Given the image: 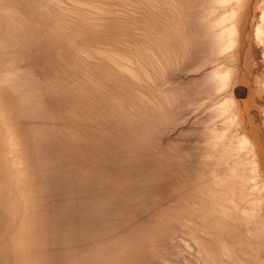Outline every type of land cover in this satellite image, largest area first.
<instances>
[{
	"label": "bare ground",
	"instance_id": "obj_1",
	"mask_svg": "<svg viewBox=\"0 0 264 264\" xmlns=\"http://www.w3.org/2000/svg\"><path fill=\"white\" fill-rule=\"evenodd\" d=\"M243 2L0 0V264L43 263L40 251L44 249L45 241L42 225L49 214L46 215L47 198L59 191L61 183L55 182V171L61 168L63 157H67L61 155L71 147L78 156L86 154L88 157L86 166L80 160L76 161V166L78 172L87 167L92 206L98 204L95 200L101 115L132 125L133 132L129 136L137 134L141 122L154 127L170 97L166 95L161 99L157 95L162 91H157L177 85L174 76L180 72L178 70L185 59L191 57L195 47L202 48L201 64L205 73L213 44L221 54L236 50L240 41L238 18ZM256 38L260 42L264 40V11L261 25L256 28ZM227 67H221L217 76L214 74L217 93L231 85ZM190 70L196 71L195 67ZM208 86L209 79L202 81L204 90L208 91ZM222 99L214 102V107H209L216 112L218 122L216 120L214 127L211 124L203 127L209 147L206 156L202 154L204 148H200L205 157H200L203 171L198 173L202 171L201 174L207 175L210 172L214 176L205 184L209 190L205 189L207 197L214 198L211 200L212 210L215 206L219 211L217 214L214 210V214L222 217L228 203H233L231 207L236 208L235 213L254 219L262 210L261 193L264 189L257 152L246 134L237 128L234 130L239 119L236 100L228 95ZM203 145L207 147L206 143ZM204 146L200 144V147ZM73 153L69 157L74 156ZM77 155L76 159L79 158ZM219 167L224 170L218 175ZM191 177L197 180L193 175ZM175 182L172 183L174 187L178 186ZM62 188L64 192L66 187ZM61 191L60 187V195L64 197ZM251 198L252 203L239 207L240 202ZM207 209L205 207L201 212L208 214ZM173 212L176 213L174 210L170 214ZM224 220L225 223L230 221ZM93 225L96 224L93 222ZM176 237L187 253H201L199 242L183 235ZM95 239L93 234V249ZM68 243L67 250L72 247V243ZM77 247L80 246L77 244ZM67 250L63 254L67 255ZM90 259L89 263H98L95 250L91 251Z\"/></svg>",
	"mask_w": 264,
	"mask_h": 264
},
{
	"label": "rangeland",
	"instance_id": "obj_2",
	"mask_svg": "<svg viewBox=\"0 0 264 264\" xmlns=\"http://www.w3.org/2000/svg\"><path fill=\"white\" fill-rule=\"evenodd\" d=\"M263 11L264 0H244L238 18L240 25L238 47L234 51L221 54L213 44L209 49V63L205 65L207 73L201 64L202 48L193 49L191 57L189 55L185 59L178 70L180 72L174 76L177 85H169L168 89L157 91H162L158 95L156 93L161 99H165L166 95L170 97L165 101L164 113L160 115L154 127L140 121L137 134L129 136L130 132H133L132 125L127 126L126 122L119 123L124 122L122 120L115 121V118L101 115L95 200V204L98 203L97 207L92 206L87 167L78 172L76 166L77 160L86 166L87 155L78 156L72 147L70 151L75 153L67 151L61 155L67 157H63L61 168L54 173L55 182L58 180L61 184L57 183L59 191L47 198L49 201L52 197L49 202L47 201L46 215L49 214L42 225L45 240L44 249L40 251L41 257L43 254L42 264L49 259V257L46 259L45 255L50 256L49 260H52V263L48 261L46 264H91L89 262L92 250L96 251L98 261L96 264H264V189L261 193L262 210L257 217L253 219L241 216V213H235L236 210L234 212L236 208L231 207L233 203H228L226 212H223L226 218H222L223 216L217 215L219 211H216L215 206L213 209L217 214H214L211 206V200L214 198L207 197L206 192L209 190L205 184L214 176L212 177L213 174L210 172L207 175L201 174L203 171L201 160L206 156L209 147L205 142L207 136L203 127L206 124L214 127L217 120L216 112L209 107H214L216 104L214 102H220L228 95L234 97L238 105L239 119L234 130L237 128L253 142L257 152L259 173L264 182V40L260 42L256 38V28L261 25ZM223 66H228L230 70L231 85L217 93L214 89L215 80ZM191 67H195L196 71H191ZM205 79L210 80L208 91L202 87V81ZM159 87L162 88L163 83ZM175 87L179 88L175 90L173 89ZM202 143H206L207 147ZM200 144L204 147H200ZM200 148H204V152L200 151L202 150ZM70 153L79 158L76 159L75 155L69 157ZM222 169L217 168L218 175L222 174ZM200 170L201 173H198ZM191 175L199 181L196 179L193 181ZM201 176L203 178H200ZM186 179L190 182L189 185ZM173 182L179 187H174ZM198 182H204V185ZM62 186L66 187L64 192ZM60 187L64 197L60 195ZM170 190L176 193L172 194ZM195 190L199 194L198 197ZM89 199L91 203H88ZM173 201L175 203L179 201V204L176 205ZM206 201L209 205L203 204ZM252 201L253 198L240 202L239 207L248 206ZM203 205L209 208L207 209L209 212L213 211L211 214L208 212L210 217L202 213L205 209ZM91 206L96 207L95 212ZM174 207L176 211L173 212L174 215L170 214L174 210L166 212ZM199 212L201 214L198 217ZM208 218L214 220L210 222ZM224 219L234 224L228 220L225 223ZM206 220L209 222L208 225ZM93 222L96 224L95 227L92 226ZM93 234L96 236L94 249L91 241ZM178 235L199 242L202 246L201 253H187V250L179 245L176 237ZM67 243H72L68 250ZM77 244L81 248L77 247ZM72 248L76 249L73 252L74 256L71 253ZM64 250L65 253L68 251L67 255L63 254ZM44 251L45 253H42Z\"/></svg>",
	"mask_w": 264,
	"mask_h": 264
}]
</instances>
